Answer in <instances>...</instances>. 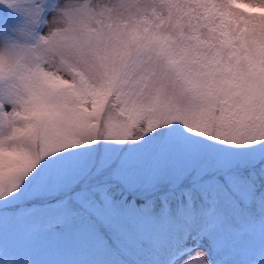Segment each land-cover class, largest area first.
<instances>
[{"label": "snow or ice", "instance_id": "1", "mask_svg": "<svg viewBox=\"0 0 264 264\" xmlns=\"http://www.w3.org/2000/svg\"><path fill=\"white\" fill-rule=\"evenodd\" d=\"M0 264H264V0H0Z\"/></svg>", "mask_w": 264, "mask_h": 264}]
</instances>
